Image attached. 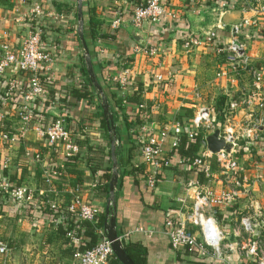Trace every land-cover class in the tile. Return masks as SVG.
<instances>
[{"label":"crops","instance_id":"obj_1","mask_svg":"<svg viewBox=\"0 0 264 264\" xmlns=\"http://www.w3.org/2000/svg\"><path fill=\"white\" fill-rule=\"evenodd\" d=\"M87 1L95 7L97 20L102 23V28L113 29L111 22L117 18L121 20L120 26L115 28L119 29L117 39H99L94 42V47L99 49L94 55L98 61L96 69L92 66L94 76L96 78V71L101 70L100 75L107 72L106 78H111L112 81L120 76L130 81L128 88L113 89V92L117 99L123 101L121 107L128 114L137 111L136 103L130 101L135 92H139L137 93L139 100L145 107L151 109L150 119L141 125L146 127L149 133L156 134L162 128L176 123L185 127L198 107H206L218 98L226 99L227 94L246 85V80H236L232 76L216 79L215 72L220 68L221 59L217 61L218 56L212 49L195 47L186 53L182 48V42L187 35H202L215 27L217 21H221L224 28L218 35L220 42L226 44L229 42L231 27L243 16L253 17L254 13L243 15L240 11H229L218 20L216 7L219 0H200L195 5L175 1L173 6L177 18L175 21H161L155 25H146L143 30H137L131 25L132 13L134 8L145 0ZM259 1L264 5V0ZM34 6L39 7L42 14L40 19L30 20L29 13ZM200 18L203 21L198 25L203 33L193 31L191 28L190 21ZM257 18L258 25L243 29L240 39L246 45V55L257 65H264V15ZM34 26L42 28L43 42L54 56V61L50 65L40 67L41 79L47 86L43 101L49 99V103L43 105L40 102L43 98L36 100L33 111L38 115L35 113L34 115L37 119L44 118L45 121H51L58 115L65 116L74 141L81 147L79 153L84 158L76 167L80 173L78 177L63 170L61 175L56 177L54 185L59 195L58 201L60 205H66L71 198L70 191L77 187L83 201L100 209L99 217L102 215L104 222L110 179L106 181L103 175L110 173V178L112 175L110 142L112 135L107 127L105 132L98 129L99 120L104 119L100 101L94 104L86 100L78 101L70 92L73 88L84 85L82 67L86 71L83 47L78 37L77 1L28 0L26 4H21L18 0H0V29L6 32L5 42L18 47ZM132 29L146 34L145 46H149L153 41L156 43L153 47L154 56L145 54L142 50L144 47L134 43L129 34V30ZM127 58L132 61L126 62ZM155 74H161L165 82L156 83L153 78ZM7 75L15 76L12 72ZM92 90L95 92L93 87ZM195 91L200 93V98L195 97ZM5 92L6 84L0 80V95ZM108 110L114 115L113 105L109 106ZM245 114L239 111V119H243ZM113 120L114 152L118 173L114 187L116 202L114 226L118 237L129 233L124 240L144 247L147 264H192L189 262L190 258L179 257L181 251L173 250L168 239L160 231L165 211L178 207L176 198L183 196L181 183L196 179V175L186 173L183 169L166 170L162 179L150 189L145 184L143 173L138 170L130 172L131 166L135 167L139 163L136 141L131 143L127 140L128 134L119 124V118L114 115ZM16 126L17 123L11 125L13 130ZM27 139L29 153L18 145L5 147L0 150V162L7 161L5 172L8 177L14 178L13 183L19 181L20 185H24L37 196L45 189V183L42 181L43 169H51L52 166L58 170L62 169L65 155L62 149L54 152L46 148L44 143L36 138L33 130L27 133ZM33 151H38L41 155L40 162L33 160ZM163 151L169 153V146H163ZM255 154L258 156V151ZM256 159L261 168V158ZM184 169L187 170L186 167ZM76 178L80 182L73 188L71 183ZM260 186L257 198L264 204V182ZM212 189L219 190L220 187L216 185ZM244 204L245 201L240 200L232 209L241 213ZM30 212L22 208L0 206V241L7 249L6 255L0 256V264L36 262L74 264L68 240L57 231L58 225L53 221V217L34 212L29 216ZM79 223H75L78 225L77 229L80 228ZM139 227L154 229L156 233L151 237L130 233ZM100 230L104 231L103 226L96 229V233L98 234Z\"/></svg>","mask_w":264,"mask_h":264},{"label":"built area","instance_id":"obj_2","mask_svg":"<svg viewBox=\"0 0 264 264\" xmlns=\"http://www.w3.org/2000/svg\"><path fill=\"white\" fill-rule=\"evenodd\" d=\"M18 1L21 4L28 2ZM175 1L195 5L200 0H145L134 8L131 25L143 30L146 25L175 21ZM216 9L218 20L229 11H240L243 15L252 12L254 16H243L231 27L226 44L220 42L217 32L224 28V24L217 21L215 27L202 35L190 34L182 48L186 53L195 47L212 49L219 58L223 57L215 78L232 76L236 80H246V85L227 94L220 110H216L214 101L206 107H198L185 127L176 123L153 134L140 126V134L135 138L139 163L144 168L145 184L153 189L157 184L159 169L171 164L168 154L176 147L179 136L186 133L191 139L201 132L205 140L206 135L219 130L218 137L224 139L230 150L212 154L207 151L204 142L197 158L186 165L187 170L198 168L204 183L196 179L181 183L183 196L176 198L178 207L165 211L160 233L168 239L173 250H180L182 254L197 260L213 264H264V204L257 198L260 185L264 182V65H257L246 55V45L240 39L243 29L258 25L257 17L264 15V5L259 0H219ZM41 14L39 7L34 6L29 19H40ZM120 24V18L111 22L113 29ZM42 34V28L34 26L21 45L15 47L5 42L6 32L0 29V80L6 84L5 94L0 95V150L18 145L29 153L27 133L33 130L46 148L54 152L62 149L64 155L69 157L79 153L81 147L74 141L65 116L58 115L51 121H45L44 118L37 119L33 113L35 101L46 96L47 86L41 79L40 67L54 61L53 52L41 41ZM142 50L149 56L155 55L153 47L144 46ZM11 72L14 77H8L7 74ZM153 78L156 83L165 82L161 74H155ZM114 81L124 89L130 83L124 76ZM167 83L169 85V80ZM194 95L201 97L197 91ZM143 107V104L138 106ZM239 111L246 113L243 119H239ZM13 123H17L14 130L11 127ZM165 145L169 146V153L163 151ZM257 151L258 156L255 154ZM33 152V160L40 162L39 152ZM250 153L261 158V168L254 156L249 158ZM6 162H0V206L22 208L26 212L43 208L61 209L62 212L53 220L57 225H66V215L75 223H97L100 209L83 201L77 187L70 191L69 202L60 205L54 184L61 171L43 169L45 189L35 196L24 185L15 186L10 182L5 172ZM139 163L135 167L138 168ZM216 185H219V190L212 189ZM240 200H244L245 204L243 211L237 213L232 208ZM130 233L151 237L156 231L139 227ZM128 235L119 237L120 241ZM230 235H233V241H230ZM98 236L99 241L92 248L80 250L81 239L74 231L66 232L65 238L71 248L74 264H108L114 258L111 242L104 231L100 230ZM6 253V246L0 241V256Z\"/></svg>","mask_w":264,"mask_h":264},{"label":"trees","instance_id":"obj_3","mask_svg":"<svg viewBox=\"0 0 264 264\" xmlns=\"http://www.w3.org/2000/svg\"><path fill=\"white\" fill-rule=\"evenodd\" d=\"M145 2V1H144ZM143 2V3H144ZM82 10H83V38L85 41V44L87 46V49L89 50V56L91 59L92 66L96 69V66H98V61L95 59V53L99 51L96 47H94V42H96L99 39H105V40H115L117 39L119 29H111V28H102V23H100L97 20V14L96 9L93 7V5L90 4L89 1L83 0L82 4ZM219 33V31H217ZM189 35L186 36V38L183 40V43L188 39ZM44 40V35H41V41ZM155 42H151V44L148 47H154ZM132 60L130 58L126 59V62H131ZM82 74L84 76V85L81 87H75L70 92L75 100L81 101L86 100L87 102L94 104L97 100H95V96L92 90V85L90 83L89 78L87 77V73L82 67L81 69ZM99 71H96V78L98 84L103 90V95L105 98V101L109 106L113 105V111L112 113L116 116V118H119L120 123L123 128L126 130V133L128 134L127 140H129L131 143L135 141V138L140 134L139 133V127L148 121L150 119V113L151 109L149 107H143L138 108L139 105L143 104L142 101L139 100L138 94L139 92H135L134 97L131 99V103H136L137 111L133 114L125 113L124 109L121 107L123 101L121 99H117L115 93L113 92V89H118L119 85L116 81H112L111 78H106L107 72H103V75H100ZM43 99L40 100V102L43 105H47L49 103V99L44 102ZM226 99L218 98L216 101V110H220L222 108V105H224ZM128 101V100H127ZM126 101V102H127ZM39 102V103H40ZM95 106V105H94ZM99 108V107H98ZM33 113L37 114L36 111H33ZM38 115V114H37ZM113 115V116H114ZM98 129L105 132L106 125L104 119H100L98 122ZM130 133V134H129ZM187 134L184 133L178 138V143L176 147H174L170 153L168 154L169 162L171 163L169 167H162L159 169L158 174L156 176V181L162 179V176L166 170L175 169V170H182L186 173H194L196 175V180H199L200 183H204V177L202 175V172L199 171L198 168H194L191 170H185L184 168L186 165L190 164L195 158H197L198 153L201 150V147L204 145V136L201 132H198L193 135L191 139H189ZM80 144V143H79ZM83 155L81 153L74 154L69 157H64L63 159V168L59 169V171H64L65 173L69 175H78L80 174L76 167L77 165L83 161ZM53 169L54 167H50ZM140 171V173L144 172V168L141 166V163H139V167L131 166L130 172L134 171ZM106 181H109L110 179V173H107L106 175H103ZM13 177H9V180L11 183H13ZM80 180L78 178L75 179L74 182H72V187L74 188L77 184H79ZM15 186L20 185V182L13 183ZM31 211V212H30ZM29 216L32 215V212L38 215L48 214L53 217V219L58 216L62 211L59 210H51L49 208H43L42 210H30ZM66 225H58L57 231L64 236L68 231H74L76 236L81 239V245L80 250L90 249L92 248L98 241L99 236L96 233V229L102 228L103 224V216L101 215L99 217V220L95 226L89 224L88 222H82L79 223L80 228L77 229L78 225H75V223L70 219L69 215H66ZM162 225V224H161ZM163 228V226H162ZM126 239V238H125ZM123 249L125 251V254L127 257L133 262V264H147L145 259V249L140 244H132L127 242V240H122ZM180 258L189 259V262L192 264H213L209 261H202L197 260L192 257H188L185 254H179ZM110 264H120V262L113 258L109 262Z\"/></svg>","mask_w":264,"mask_h":264},{"label":"water","instance_id":"obj_4","mask_svg":"<svg viewBox=\"0 0 264 264\" xmlns=\"http://www.w3.org/2000/svg\"><path fill=\"white\" fill-rule=\"evenodd\" d=\"M77 1V17H78V37L81 42V45L83 47V58L85 60L86 64V72L88 75V78L90 80V83L95 91V94L97 95L102 113L104 116V120L106 123V127L108 132L111 133V159H112V175L108 184L109 188V197L107 199L105 211H104V222H103V229L105 231V235L107 239L111 242V247L114 253L115 258L120 262V264H133V262L127 257L125 254V251L123 249L122 241H120L118 237V233L115 229L116 225V218H115V211H116V202L114 197V187L116 185L118 173H117V165H116V157L114 152V138H115V126H114V120L113 115L109 112L108 108L109 105L105 101L103 90L100 87V85L97 83L93 68L91 64V59L89 56V50L87 49V46L85 44L84 38H83V15H82V4L83 0H76ZM203 19H193L191 20V28L193 31H199L200 33H203L204 31L199 27V23L202 22ZM125 28H127L125 26ZM129 34L134 41L135 44L139 46H145L146 45V34L140 31H136L135 29L129 30ZM219 136V130H214L212 133L206 135L205 137V146L207 151L211 152L212 154H215L219 152L220 150L229 151L230 146L224 141L222 137ZM230 241H233L234 237L233 235L229 236Z\"/></svg>","mask_w":264,"mask_h":264},{"label":"rangeland","instance_id":"obj_5","mask_svg":"<svg viewBox=\"0 0 264 264\" xmlns=\"http://www.w3.org/2000/svg\"><path fill=\"white\" fill-rule=\"evenodd\" d=\"M213 53H214V51H212ZM215 54V53H214ZM216 55V54H215ZM217 56V55H216ZM224 56H225V54H224ZM218 58V60L217 61H219V59H223V57H221V58H219V57H217ZM214 103H216V100H214ZM215 107H216V104L214 105ZM8 116L7 117H12V115H10L9 116V114H7ZM14 120V119H13ZM219 119H217V121H218ZM8 124V126H10V124L9 123H7ZM7 124H5V126H7ZM252 156H254L253 158H255L256 159V155L255 154H253V153H250V155H249V158H251ZM247 160H246V158H245V163L246 164H248V162H246Z\"/></svg>","mask_w":264,"mask_h":264}]
</instances>
